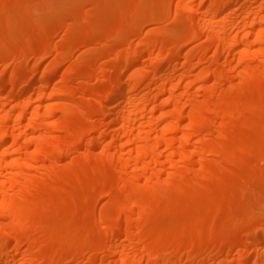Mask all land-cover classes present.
<instances>
[{"label": "bare ground", "instance_id": "1", "mask_svg": "<svg viewBox=\"0 0 264 264\" xmlns=\"http://www.w3.org/2000/svg\"><path fill=\"white\" fill-rule=\"evenodd\" d=\"M1 1L0 264H264V0Z\"/></svg>", "mask_w": 264, "mask_h": 264}, {"label": "rangeland", "instance_id": "2", "mask_svg": "<svg viewBox=\"0 0 264 264\" xmlns=\"http://www.w3.org/2000/svg\"><path fill=\"white\" fill-rule=\"evenodd\" d=\"M0 2H2L0 0ZM9 1H6V3H8ZM77 7H73L72 10H76ZM22 20V15L19 14V13H15L13 16H12V21H13V24H18L20 21ZM26 31H24L25 33ZM59 40V37H56L55 38V41H58ZM41 42V37L40 36H36L33 41H32V44H35V43H39ZM44 65V64H43ZM264 94V89H260L258 92H257V96L258 95H262ZM65 163L66 160H63ZM52 166V160L51 162L49 161H40V160H37L35 163H34V169L31 171L32 174L34 176H38V177H42V172H43V168L45 167H48V166ZM176 165H179L178 163H176ZM223 165H227V162H224ZM165 168H168V165L165 166ZM163 179H167L166 176H163ZM97 179L95 178L94 181H96ZM76 192H78V190H76ZM48 196H45L43 199H47ZM106 199H102L99 203V205L97 206V209L95 211V215L96 217H98V212H99V209L100 207L105 203ZM74 210L73 206L71 205H68V206H59V216L60 217H66L68 216L72 211ZM217 226V225H216ZM216 226L214 228H212V233L215 232L216 230Z\"/></svg>", "mask_w": 264, "mask_h": 264}]
</instances>
